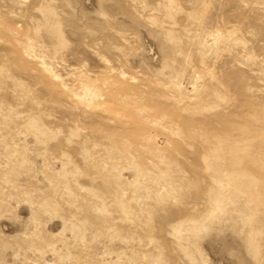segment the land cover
Wrapping results in <instances>:
<instances>
[{"label": "rangeland", "instance_id": "1", "mask_svg": "<svg viewBox=\"0 0 264 264\" xmlns=\"http://www.w3.org/2000/svg\"><path fill=\"white\" fill-rule=\"evenodd\" d=\"M0 264H264V0H0Z\"/></svg>", "mask_w": 264, "mask_h": 264}]
</instances>
